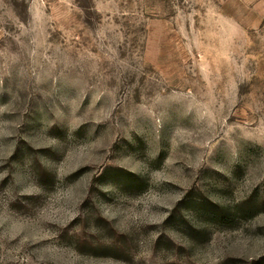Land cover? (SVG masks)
Listing matches in <instances>:
<instances>
[{
  "label": "rangeland",
  "instance_id": "374dc122",
  "mask_svg": "<svg viewBox=\"0 0 264 264\" xmlns=\"http://www.w3.org/2000/svg\"><path fill=\"white\" fill-rule=\"evenodd\" d=\"M0 264H264V0H0Z\"/></svg>",
  "mask_w": 264,
  "mask_h": 264
}]
</instances>
